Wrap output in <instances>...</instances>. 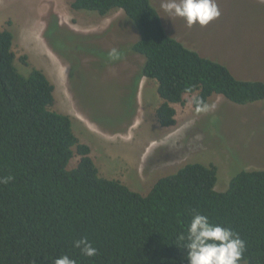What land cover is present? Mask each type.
Here are the masks:
<instances>
[{
    "label": "trees",
    "instance_id": "trees-1",
    "mask_svg": "<svg viewBox=\"0 0 264 264\" xmlns=\"http://www.w3.org/2000/svg\"><path fill=\"white\" fill-rule=\"evenodd\" d=\"M72 7L103 17L120 9L133 22L139 37L131 50L145 59L135 86L157 81L162 128L177 124L173 105L187 97L195 109L215 95L240 106L264 101V81L238 79L170 36L151 0H73ZM13 40L0 29V264H54L61 255L76 264H188L179 236L197 213L240 235L241 264H264V170L238 172L223 192L217 167L201 163L160 178L147 195L101 177L71 117L51 110L48 77L19 72ZM75 154L79 163L70 169ZM82 237L95 257L75 248Z\"/></svg>",
    "mask_w": 264,
    "mask_h": 264
},
{
    "label": "rangeland",
    "instance_id": "rangeland-1",
    "mask_svg": "<svg viewBox=\"0 0 264 264\" xmlns=\"http://www.w3.org/2000/svg\"><path fill=\"white\" fill-rule=\"evenodd\" d=\"M151 2L167 33L187 48L238 79L264 81V0H217L221 16L206 27L171 20L160 0ZM72 3L0 0V29L14 36L19 72L41 70L54 85L51 110L71 117L101 177L147 195L160 178L201 163L217 167L216 190L223 192L238 172L264 170V101L240 106L215 95L195 109L187 97L173 105L177 124L162 128L157 81L135 86L145 59L131 50L139 37L133 22L120 9L103 17ZM113 48L119 59L109 57ZM78 163L75 154L69 168Z\"/></svg>",
    "mask_w": 264,
    "mask_h": 264
},
{
    "label": "clouds",
    "instance_id": "clouds-1",
    "mask_svg": "<svg viewBox=\"0 0 264 264\" xmlns=\"http://www.w3.org/2000/svg\"><path fill=\"white\" fill-rule=\"evenodd\" d=\"M160 10L172 20L180 18L188 27L197 24L206 27L221 16L217 0H160ZM109 57L119 59L120 53L113 48ZM11 177L3 182L7 183ZM181 249L186 250L188 264H241L246 251V243L237 232L210 222L206 215L194 214L187 226V232L179 236ZM85 257L97 255V249L87 237L74 242ZM54 264H76L68 255L55 258Z\"/></svg>",
    "mask_w": 264,
    "mask_h": 264
}]
</instances>
